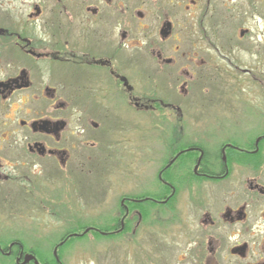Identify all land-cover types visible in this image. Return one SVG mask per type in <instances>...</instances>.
<instances>
[{
    "label": "flooded vegetation",
    "instance_id": "1",
    "mask_svg": "<svg viewBox=\"0 0 264 264\" xmlns=\"http://www.w3.org/2000/svg\"><path fill=\"white\" fill-rule=\"evenodd\" d=\"M225 1L0 0V208L17 210L32 175L45 179L56 167L68 181L73 152L109 136L126 144L131 184L145 164L155 167L83 232L126 244L128 264H264V131L213 153L182 123L197 88L264 82V24L252 33L244 21L246 9L264 20V0ZM138 57L145 65H133ZM118 104L166 127L143 136L144 145L133 131L115 139L105 124ZM64 195L43 203L70 223ZM78 232L33 250L0 241V257L78 264L84 244H66Z\"/></svg>",
    "mask_w": 264,
    "mask_h": 264
},
{
    "label": "rangeland",
    "instance_id": "2",
    "mask_svg": "<svg viewBox=\"0 0 264 264\" xmlns=\"http://www.w3.org/2000/svg\"><path fill=\"white\" fill-rule=\"evenodd\" d=\"M236 3V0L225 1L228 8ZM244 11L247 12L245 25L249 26L250 31L256 33L261 30L260 24H264L262 17L256 14L251 16L247 9ZM242 59L243 63L248 65L247 62L253 58L244 55ZM133 65L138 67L145 64L138 57L134 58ZM261 69L264 81V65ZM193 97L190 102L182 104L181 108L185 114V117H182L183 127L193 130L196 135L193 138L196 142L206 144L211 151H215L221 142L233 141L235 145L241 144L244 139H252L264 131V82L261 89H253L248 85L213 84L208 90L197 88ZM141 113L144 112H135L132 108L130 110L125 105L118 104L107 112L109 115L106 117L105 131L108 134L111 132L115 139L117 137L120 140H125L122 135L127 131H133V138L140 137L143 142V136L154 138V135L159 133L158 129L166 127L155 120L153 115ZM86 123L84 127L90 130V126ZM240 134L243 136H239ZM200 138L201 141H198L197 139ZM139 144L141 143L138 142ZM153 144L160 145L157 141ZM152 146L156 150L161 147ZM73 153H76L77 159L68 181L67 177L61 176V169L56 167L52 168L45 179L42 176L32 175L30 178H33L35 187L32 191L30 188L22 189L21 205L18 204L17 210L12 211L14 207L6 203L0 208L2 211L0 214H3L0 216V241L17 240L28 250H33L35 245L57 244L69 230L77 232L80 230L79 234L84 228L95 226V223L106 219L108 209L116 203V197L131 193L136 183L152 177L155 167H152V164H145L148 167L143 165L148 168L146 173L143 176H134L135 184H131L127 175L130 173L128 166L130 158L127 156L126 144H116V141L110 143L109 136L102 137L96 148L84 146ZM139 155L148 157V153H139ZM134 166L136 168L142 165ZM38 168L35 167L34 170ZM129 178L131 180V176ZM51 193L58 194L59 198L65 196L64 194L70 197L69 214L74 216L70 217V223L67 222V218L63 221L61 217L47 214L46 204L43 201L46 195ZM11 204L15 203L11 202ZM5 212L11 215L5 216ZM156 233L154 230L149 231L154 238H157ZM149 239L155 241L151 237ZM110 240L89 232L84 238L83 236L72 238L66 244H84L76 260L78 264H128L126 244L113 246ZM0 264L14 263L0 257Z\"/></svg>",
    "mask_w": 264,
    "mask_h": 264
},
{
    "label": "water",
    "instance_id": "3",
    "mask_svg": "<svg viewBox=\"0 0 264 264\" xmlns=\"http://www.w3.org/2000/svg\"><path fill=\"white\" fill-rule=\"evenodd\" d=\"M85 233H86V231H85ZM32 259V256H30V255H27L26 257H25V259H24V261H23V263L24 264H26V263H28V261H30ZM35 264H37V262L35 261Z\"/></svg>",
    "mask_w": 264,
    "mask_h": 264
},
{
    "label": "trees",
    "instance_id": "4",
    "mask_svg": "<svg viewBox=\"0 0 264 264\" xmlns=\"http://www.w3.org/2000/svg\"><path fill=\"white\" fill-rule=\"evenodd\" d=\"M84 229H85V228H84ZM84 229H83V230H84ZM83 230H82V232H83ZM82 232H81V233H82ZM88 233H89V231H88ZM91 233H92V232H91ZM82 234H83L82 236H83V238H84V236L86 235V233H85V234L82 233ZM94 234H95V233H94ZM66 235H67V234H66ZM0 244H1V243H0ZM1 245H2V246H5L6 244H1ZM24 250H28V249L24 247ZM29 250H30V249H29ZM12 261H13V260H12Z\"/></svg>",
    "mask_w": 264,
    "mask_h": 264
}]
</instances>
